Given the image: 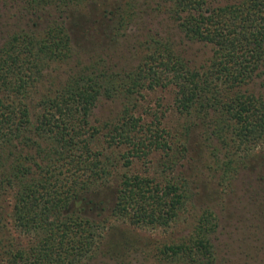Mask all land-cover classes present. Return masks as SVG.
<instances>
[{"label": "trees", "instance_id": "16d2710c", "mask_svg": "<svg viewBox=\"0 0 264 264\" xmlns=\"http://www.w3.org/2000/svg\"><path fill=\"white\" fill-rule=\"evenodd\" d=\"M91 1L0 0L5 12L15 6L14 22H21L0 43V201L10 204L9 221L0 210V264L91 259L104 221L68 209L76 198L93 202L87 192L114 178L113 215L140 227L174 222L188 198L189 181L172 171L185 157L189 127L173 131L158 115L133 111L132 101L147 90L171 89L176 110L212 146L221 177L245 168L255 147L264 167V91L252 87H264V0L107 1L113 28L153 12L167 34L146 29L130 70L79 63L64 77L51 76L72 57L68 12ZM26 15L36 21L25 23ZM175 35L210 46L209 57L190 64ZM102 95L126 103L115 123L99 129L90 117ZM138 163L144 169L135 170ZM217 228L204 211L183 239L161 243L155 261L219 264ZM251 256L246 264H258Z\"/></svg>", "mask_w": 264, "mask_h": 264}, {"label": "rangeland", "instance_id": "374dc122", "mask_svg": "<svg viewBox=\"0 0 264 264\" xmlns=\"http://www.w3.org/2000/svg\"><path fill=\"white\" fill-rule=\"evenodd\" d=\"M107 1L110 0L86 2L73 12H68L66 26L71 36L72 57L58 67L53 66L55 70H51V76L64 77L68 69L79 63H97L98 68L113 73L130 70L137 64V57L141 53L138 44L143 40L146 29L153 33L160 31L162 36L167 34L168 25L166 27L165 22L153 12L139 15L132 24L120 30L113 28L112 17L107 10L105 12ZM225 1L230 0H221ZM15 11V6L12 12L0 8V43L7 33L21 23L15 24ZM23 21L32 23L36 20L26 15ZM174 39L176 47L190 64L200 65L211 53L210 46L202 42L187 41L179 35H175ZM252 87L264 91L260 81ZM132 102L133 111L142 112L148 119L158 115L162 125L168 129L181 132L186 131L182 125L189 127L183 136L185 157L172 171L181 173L189 181L188 198L172 220L174 222L166 227H140L113 215L115 178L87 192L93 202L74 199L68 211L104 221L99 249L83 264H158L155 253L161 243L183 239L206 210L213 213L218 223L215 243L219 264H246L247 253H251L254 262L264 264V167L258 160L259 155H256L257 158L253 156L262 149H253L254 154L248 159L245 168H238L236 174L232 171L230 176L221 177L212 161V146L206 141L201 129L190 123L188 116L176 110L170 88L147 90ZM125 103L124 99L117 96H100L92 109L91 122L99 129L111 122L115 123ZM100 142L96 143L100 145ZM112 156H117V151ZM134 169L144 168L138 163ZM119 170L126 171V168L121 167ZM0 204V210L4 211L2 215L8 220L10 204L7 200L0 201Z\"/></svg>", "mask_w": 264, "mask_h": 264}]
</instances>
